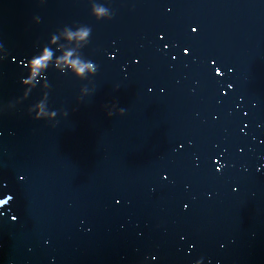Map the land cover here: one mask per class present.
I'll return each mask as SVG.
<instances>
[{"label":"water","instance_id":"water-1","mask_svg":"<svg viewBox=\"0 0 264 264\" xmlns=\"http://www.w3.org/2000/svg\"><path fill=\"white\" fill-rule=\"evenodd\" d=\"M0 264H264V0H0Z\"/></svg>","mask_w":264,"mask_h":264},{"label":"clouds","instance_id":"clouds-1","mask_svg":"<svg viewBox=\"0 0 264 264\" xmlns=\"http://www.w3.org/2000/svg\"><path fill=\"white\" fill-rule=\"evenodd\" d=\"M193 31H195V29H193ZM16 218L15 217H13V220H15Z\"/></svg>","mask_w":264,"mask_h":264}]
</instances>
